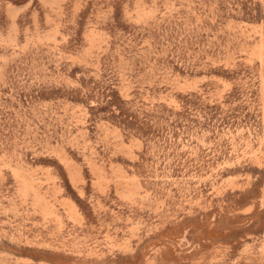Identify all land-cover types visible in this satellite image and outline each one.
Wrapping results in <instances>:
<instances>
[{"label":"rangeland","instance_id":"374dc122","mask_svg":"<svg viewBox=\"0 0 264 264\" xmlns=\"http://www.w3.org/2000/svg\"><path fill=\"white\" fill-rule=\"evenodd\" d=\"M0 264H264V0H0Z\"/></svg>","mask_w":264,"mask_h":264}]
</instances>
